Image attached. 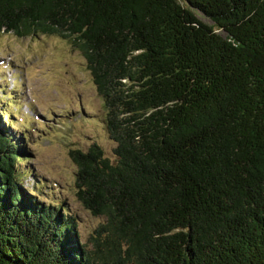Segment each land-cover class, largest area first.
Returning <instances> with one entry per match:
<instances>
[{"label":"trees","instance_id":"obj_1","mask_svg":"<svg viewBox=\"0 0 264 264\" xmlns=\"http://www.w3.org/2000/svg\"><path fill=\"white\" fill-rule=\"evenodd\" d=\"M5 33L82 53L116 148L70 152L88 246L0 106V264H264V0H0Z\"/></svg>","mask_w":264,"mask_h":264},{"label":"rangeland","instance_id":"obj_2","mask_svg":"<svg viewBox=\"0 0 264 264\" xmlns=\"http://www.w3.org/2000/svg\"><path fill=\"white\" fill-rule=\"evenodd\" d=\"M3 93L14 97L4 98ZM10 101L17 105L7 107ZM0 106L13 116L15 126L11 129L16 140L25 129L28 132L25 141L30 155L26 159L32 174L44 184L38 200L46 206L63 202L75 215L81 243L89 246L104 218L94 216L79 200L75 186L78 168L70 152H87L97 144L114 162L116 143L104 124L103 100L84 56L59 36L2 34ZM33 175L24 180L26 190L33 189ZM44 194H49L51 201Z\"/></svg>","mask_w":264,"mask_h":264}]
</instances>
